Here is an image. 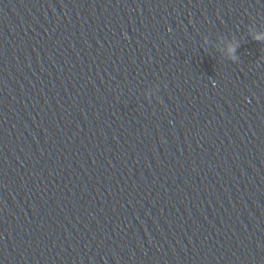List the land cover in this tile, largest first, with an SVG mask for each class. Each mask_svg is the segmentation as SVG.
I'll list each match as a JSON object with an SVG mask.
<instances>
[{"label": "clouds", "instance_id": "obj_1", "mask_svg": "<svg viewBox=\"0 0 264 264\" xmlns=\"http://www.w3.org/2000/svg\"><path fill=\"white\" fill-rule=\"evenodd\" d=\"M255 39H260V37L257 36V37H255Z\"/></svg>", "mask_w": 264, "mask_h": 264}]
</instances>
